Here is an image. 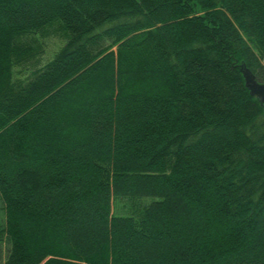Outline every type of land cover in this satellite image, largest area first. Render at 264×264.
I'll return each instance as SVG.
<instances>
[{"label": "trees", "instance_id": "16d2710c", "mask_svg": "<svg viewBox=\"0 0 264 264\" xmlns=\"http://www.w3.org/2000/svg\"><path fill=\"white\" fill-rule=\"evenodd\" d=\"M240 63L264 0H0V264H264Z\"/></svg>", "mask_w": 264, "mask_h": 264}, {"label": "water", "instance_id": "95a60500", "mask_svg": "<svg viewBox=\"0 0 264 264\" xmlns=\"http://www.w3.org/2000/svg\"><path fill=\"white\" fill-rule=\"evenodd\" d=\"M239 68L243 75L245 86L248 88L249 93L258 99L260 105L264 110V83L256 80L254 74L248 67L244 65V63H240Z\"/></svg>", "mask_w": 264, "mask_h": 264}, {"label": "rangeland", "instance_id": "374dc122", "mask_svg": "<svg viewBox=\"0 0 264 264\" xmlns=\"http://www.w3.org/2000/svg\"><path fill=\"white\" fill-rule=\"evenodd\" d=\"M43 43H44V52L42 59L43 61H45L52 56L53 52L58 48L60 41L55 37H50L44 39ZM120 206H121V202L119 201L117 204L118 207L117 210L121 212Z\"/></svg>", "mask_w": 264, "mask_h": 264}]
</instances>
